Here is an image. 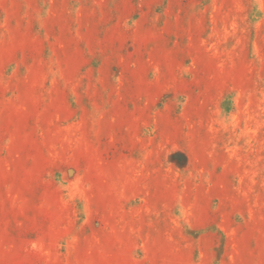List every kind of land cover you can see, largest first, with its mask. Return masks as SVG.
<instances>
[{
    "label": "rangeland",
    "instance_id": "rangeland-1",
    "mask_svg": "<svg viewBox=\"0 0 264 264\" xmlns=\"http://www.w3.org/2000/svg\"><path fill=\"white\" fill-rule=\"evenodd\" d=\"M0 264H264V0H0Z\"/></svg>",
    "mask_w": 264,
    "mask_h": 264
}]
</instances>
